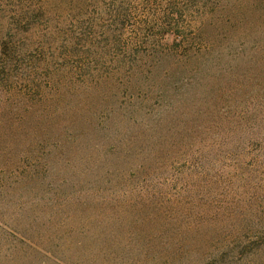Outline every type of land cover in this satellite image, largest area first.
Instances as JSON below:
<instances>
[{"label": "rangeland", "instance_id": "rangeland-1", "mask_svg": "<svg viewBox=\"0 0 264 264\" xmlns=\"http://www.w3.org/2000/svg\"><path fill=\"white\" fill-rule=\"evenodd\" d=\"M3 66L0 264H264V0H0Z\"/></svg>", "mask_w": 264, "mask_h": 264}, {"label": "trees", "instance_id": "trees-1", "mask_svg": "<svg viewBox=\"0 0 264 264\" xmlns=\"http://www.w3.org/2000/svg\"><path fill=\"white\" fill-rule=\"evenodd\" d=\"M188 1V0H187ZM211 0H195V2H198L199 4H205L207 2H210ZM220 3V2H219ZM209 5V4H208ZM174 20L176 21L175 22V26L177 28H179V17H178V14L177 13H173V16ZM230 17H226V18H223V17H219L217 14L211 12L207 18L205 20H203L199 26V29H198V34L199 35H203V36H207V37H210V33L212 31H215V30H218L222 27H224L226 24L229 23L230 21ZM168 34H171V32H167ZM89 36V35H87ZM86 36V38H87ZM209 45L212 44V40H210L208 42ZM189 45V43H188ZM9 69L6 67V66H3L0 68V88L2 87H5V82H6V77L8 76L9 74ZM1 101V109H0V113L4 112V110L6 109V107L8 106V103L7 101ZM56 106V102H54L53 99H51V97L49 96V93H47V91H45L41 86H39V89H38V111L37 113L41 114V115H45L47 116L49 119H55V116L54 114L52 113L51 115L48 113V112H51ZM47 114V115H46ZM16 120L18 121H21L23 120L24 121V117L22 119V117H19V116H16ZM69 126H65L63 123L62 124H55L54 127L58 130V133H56V140L53 142L54 145H57V146H63L61 143H65L64 141V135H66L68 132H75L72 130V124L69 122L68 123ZM75 134H78V133H75ZM81 136V135H79ZM77 136V137H79ZM87 136V135H86ZM85 137V136H84ZM111 134H108L107 136L104 137V141H105V144L107 143V141H109V143H111V152H117V148H115V146H112V140H111ZM103 141V142H104ZM77 143H80L79 141L76 140ZM88 142V140H84V143ZM82 143V142H81ZM114 148V150H112ZM113 153V154H114Z\"/></svg>", "mask_w": 264, "mask_h": 264}]
</instances>
